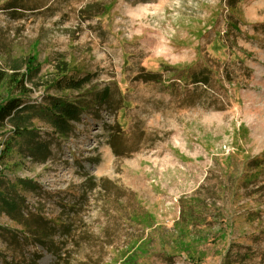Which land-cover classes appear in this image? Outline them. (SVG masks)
Returning a JSON list of instances; mask_svg holds the SVG:
<instances>
[{
    "label": "rangeland",
    "instance_id": "rangeland-1",
    "mask_svg": "<svg viewBox=\"0 0 264 264\" xmlns=\"http://www.w3.org/2000/svg\"><path fill=\"white\" fill-rule=\"evenodd\" d=\"M62 62L83 90L52 87ZM0 66L84 105L6 153L0 192L55 253L0 211V264H264V0H0Z\"/></svg>",
    "mask_w": 264,
    "mask_h": 264
},
{
    "label": "trees",
    "instance_id": "trees-1",
    "mask_svg": "<svg viewBox=\"0 0 264 264\" xmlns=\"http://www.w3.org/2000/svg\"><path fill=\"white\" fill-rule=\"evenodd\" d=\"M60 65H63L62 71L59 74V78L54 80L52 87H56L58 91L83 90L85 84L90 80V76L85 75L79 78H75L73 75L69 76L66 62H62ZM19 69V67H14V72L9 73L0 66V131L7 129L9 126L12 128L10 132L13 134L11 138L6 140L5 149L0 154V171L2 170L3 159L6 153L10 151L14 139L24 137L27 133L35 132V130L30 128L33 127L31 126L33 119H42L50 123L59 134L67 135L71 130V121H79L80 115L84 111V105L80 102L61 97L50 98L51 100L48 101L46 106L28 103L25 98L31 90L26 86V81H31L32 73L25 75L20 73ZM152 77L154 76L152 75ZM210 79V75L205 70L192 74V81L195 83L201 82L208 85ZM6 85H9V91L4 92ZM97 95L102 103L106 102L110 95L109 88H104ZM35 144V150L32 152L33 156L41 161L46 160L50 155L48 143L39 140ZM1 185L2 181L0 180V187ZM0 198V211L8 212L14 220L24 226L25 232L32 236L35 242L44 246L50 252H54L53 243L50 246L47 245L48 233L53 231V227H48V232H44L39 230V225L36 224L37 221L41 222V224H48L51 220L47 219L44 221L45 218L40 214H36V216L35 214H30V217H26L18 206L17 199L5 198L1 192ZM61 225H64V223L62 222Z\"/></svg>",
    "mask_w": 264,
    "mask_h": 264
}]
</instances>
